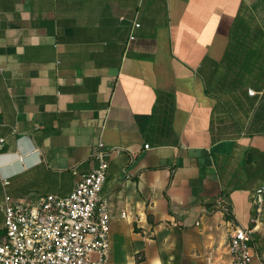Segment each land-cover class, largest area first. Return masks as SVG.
I'll return each instance as SVG.
<instances>
[{
  "label": "crops",
  "instance_id": "obj_1",
  "mask_svg": "<svg viewBox=\"0 0 264 264\" xmlns=\"http://www.w3.org/2000/svg\"><path fill=\"white\" fill-rule=\"evenodd\" d=\"M0 138L2 215L103 141L109 264H264V0H0Z\"/></svg>",
  "mask_w": 264,
  "mask_h": 264
},
{
  "label": "built area",
  "instance_id": "obj_2",
  "mask_svg": "<svg viewBox=\"0 0 264 264\" xmlns=\"http://www.w3.org/2000/svg\"><path fill=\"white\" fill-rule=\"evenodd\" d=\"M4 144L5 138H0V155ZM93 156L97 166L81 173L67 196L48 194L33 200L5 193L0 264H109L110 203L102 196L109 160L103 141L96 144ZM262 191L263 187L257 190L258 203ZM221 210L230 212L225 204ZM121 216L126 217V212ZM252 241V229L235 224L228 243L231 261L226 264H252Z\"/></svg>",
  "mask_w": 264,
  "mask_h": 264
},
{
  "label": "rangeland",
  "instance_id": "obj_3",
  "mask_svg": "<svg viewBox=\"0 0 264 264\" xmlns=\"http://www.w3.org/2000/svg\"><path fill=\"white\" fill-rule=\"evenodd\" d=\"M2 227H3V215H2V212L0 211V230ZM0 238H2V235H0Z\"/></svg>",
  "mask_w": 264,
  "mask_h": 264
},
{
  "label": "trees",
  "instance_id": "obj_4",
  "mask_svg": "<svg viewBox=\"0 0 264 264\" xmlns=\"http://www.w3.org/2000/svg\"><path fill=\"white\" fill-rule=\"evenodd\" d=\"M5 232H4V229H1L0 230V235L4 236Z\"/></svg>",
  "mask_w": 264,
  "mask_h": 264
}]
</instances>
